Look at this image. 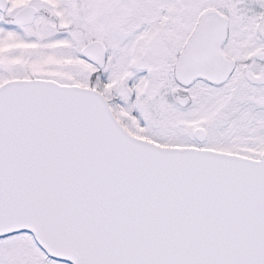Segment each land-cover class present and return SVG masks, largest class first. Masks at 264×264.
Listing matches in <instances>:
<instances>
[{
  "label": "snow or ice",
  "instance_id": "6c2138e0",
  "mask_svg": "<svg viewBox=\"0 0 264 264\" xmlns=\"http://www.w3.org/2000/svg\"><path fill=\"white\" fill-rule=\"evenodd\" d=\"M0 264H264V0H0Z\"/></svg>",
  "mask_w": 264,
  "mask_h": 264
}]
</instances>
